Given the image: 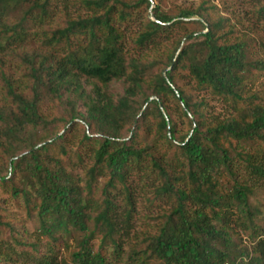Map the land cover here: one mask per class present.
<instances>
[{
  "label": "trees",
  "instance_id": "16d2710c",
  "mask_svg": "<svg viewBox=\"0 0 264 264\" xmlns=\"http://www.w3.org/2000/svg\"><path fill=\"white\" fill-rule=\"evenodd\" d=\"M62 1L0 0V55L38 42L22 83L0 66V264H264V39L237 36L207 2L72 0L88 14L51 27ZM142 7L138 46L181 33L162 58L125 50L120 25ZM53 101L62 116L42 113ZM145 168L146 205L168 208L136 235L132 177Z\"/></svg>",
  "mask_w": 264,
  "mask_h": 264
},
{
  "label": "rangeland",
  "instance_id": "374dc122",
  "mask_svg": "<svg viewBox=\"0 0 264 264\" xmlns=\"http://www.w3.org/2000/svg\"><path fill=\"white\" fill-rule=\"evenodd\" d=\"M128 3H135L136 0H125ZM158 2V1H157ZM156 2V3H157ZM160 6L165 11H176V9H197L201 3L207 5H213L217 8L214 13L219 14L225 18L230 19L232 26L236 31L237 36H246L255 39H264V20H259L257 16L258 8L264 3V0H160ZM155 4V3H154ZM159 4V3H158ZM153 7V6H152ZM58 14L52 21L51 27L61 25L64 21L65 16L75 17L77 15L86 16L88 12L79 4L72 0L62 1L58 6ZM151 14L150 10H146L144 7L132 11V18L120 25L121 30L125 35V50L133 58H140L142 60H152L155 58H162L169 54L176 46L177 42L181 39L180 32H173L170 34L162 35L154 44L147 46H138L136 38L142 30L143 22ZM18 47V48H17ZM38 47V42L33 39H28L23 44L14 47V51L10 55H0V66L3 63L6 73L19 82H23L22 74L25 71L21 58L23 54L31 53L33 49ZM3 68V67H1ZM2 84L0 81V88ZM176 86L181 88H191L193 86L190 78L184 72H178L176 80ZM258 86L264 87V78H262ZM115 94H120L123 91V84L121 82L114 83L111 86ZM197 100H205L209 105V112L215 116H221L228 112V107L216 98H212L208 93L195 94ZM1 99V94H0ZM168 103L171 109H174V101L172 98L168 99ZM63 104L59 101H53L45 103L41 111L49 118L60 117L64 114ZM82 111L81 108H79ZM62 129H60L61 131ZM185 131V128H183ZM63 132V131H61ZM78 137V134H77ZM72 149L76 145V138L72 139ZM84 156L83 164L78 163L76 160V171L79 173L83 172V169L89 166L92 162L90 151L82 149ZM149 169L145 168L141 175H134L132 183L134 188V202L135 210L133 214V228L131 233L139 235L142 232H153V221H149V217H154L159 213L166 211L168 205L161 201L154 208H149L145 203V196L148 195L141 187V183L149 181L150 175L148 174ZM149 216V217H148ZM147 217V218H146ZM28 228L32 229L33 225L29 224Z\"/></svg>",
  "mask_w": 264,
  "mask_h": 264
}]
</instances>
